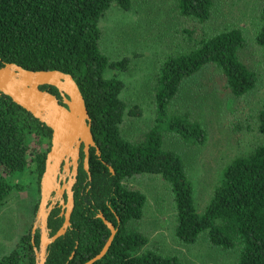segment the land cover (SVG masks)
Masks as SVG:
<instances>
[{"label":"trees","instance_id":"16d2710c","mask_svg":"<svg viewBox=\"0 0 264 264\" xmlns=\"http://www.w3.org/2000/svg\"><path fill=\"white\" fill-rule=\"evenodd\" d=\"M170 1L177 14L201 23L212 14L213 0ZM132 4L133 0H0V67L15 63L25 69L70 74L83 97L95 143L89 151L88 171L80 167L74 187L71 225L48 246L45 264H83L97 255L110 235L99 213L118 229L104 256L92 264H181L177 255L150 248L146 235L132 225L143 215L146 196L125 182L141 174L158 175L169 188L178 241L194 244L204 234L212 246L236 251V264H264V103L256 116V143L248 141L247 151L222 169L202 212L195 207L194 187L182 157L164 149L162 139L164 125L187 142L205 141V130L189 112L164 121L168 102L199 70L211 68L237 98L256 87V72L240 59L239 51L246 43L242 31L235 27L205 34L202 27L183 29L195 40H189L190 45L178 55H168L154 76L155 124L127 138L122 130L127 104L120 96L124 82L105 73L126 69L129 57L113 60L102 51L99 21L112 6L130 10ZM259 23L255 43L264 48V0ZM40 88L61 102L56 87ZM137 113L134 107L128 110V115ZM51 133L0 93V208L13 190L21 188L13 181L18 174H34L40 193ZM37 207L35 203L33 212ZM62 221L59 208H54L48 217L50 235ZM30 229L19 236L18 247L1 254L0 264H36L39 234L33 243Z\"/></svg>","mask_w":264,"mask_h":264},{"label":"rangeland","instance_id":"374dc122","mask_svg":"<svg viewBox=\"0 0 264 264\" xmlns=\"http://www.w3.org/2000/svg\"><path fill=\"white\" fill-rule=\"evenodd\" d=\"M260 8L261 0H213L211 16L201 23L177 14L170 0H133L130 10L112 6L99 21L102 51L113 60L129 57L126 69L105 73L107 78L118 77L124 82L120 96L127 104L122 123L127 138L155 124L154 76L168 55H178L195 40L182 33L183 29L202 27L208 34L235 27L242 31L246 43L239 55L256 72V87L242 98L231 96L219 75L213 76L214 71L205 67L183 82L166 107L168 116L164 121L189 112L198 118L206 133L202 144H193L162 125L166 130L162 132L163 148L182 157L199 212L209 201L222 169L247 151L248 141L254 144L258 138L256 116L264 103V48L255 43ZM131 107L139 113L128 115ZM34 179L31 173L13 178L21 188L13 190L0 208V257L18 247L19 236L33 226L38 208L33 212L34 206L40 199ZM125 183L146 196L143 215L132 225L146 235L150 248L177 255L181 264H236V251L212 246L204 234L194 244L174 237L170 190L158 175L141 174Z\"/></svg>","mask_w":264,"mask_h":264},{"label":"water","instance_id":"95a60500","mask_svg":"<svg viewBox=\"0 0 264 264\" xmlns=\"http://www.w3.org/2000/svg\"><path fill=\"white\" fill-rule=\"evenodd\" d=\"M43 85L56 87L62 97L61 102L51 92L41 89L40 86ZM0 93L9 96L52 130L45 169L40 178L39 204L31 227L33 243L36 232L39 233V245L37 248L34 247L36 264H45L48 246L65 234L71 225L70 215L74 207L71 186L75 180L69 176L68 182L60 185L58 181L60 164L63 160L66 162L67 173L68 165L72 164L71 175L75 176L79 148L83 143L84 168L88 171L89 145H95L90 131V117L73 77L59 70H30L15 63H6L0 67ZM64 189L67 193V202L61 201L66 208L64 221L61 227L50 235L48 217L51 208L48 206V200L53 191L56 196L61 197ZM98 216L109 228L110 235L102 250L83 264H92L104 256L116 233L114 225L102 213Z\"/></svg>","mask_w":264,"mask_h":264},{"label":"flooded vegetation","instance_id":"af4514ba","mask_svg":"<svg viewBox=\"0 0 264 264\" xmlns=\"http://www.w3.org/2000/svg\"><path fill=\"white\" fill-rule=\"evenodd\" d=\"M59 92V91H58ZM83 148H84V145H83V143H81L80 144V148H79V155H78V159H77V166H76V174H75V176H72L71 175V173H72V170H73V165L72 164H69L68 165V172L69 173H67V171H66V169H65V166H66V162L63 160L62 162H61V164H60V173H59V175H58V181H59V183H60V185L61 186H63L64 184H66L67 182H68V180H69V176H71V177H73L74 178V182H73V184H72V186H71V190H72V193H73V203H74V205H75V190H74V187H75V185H76V182H77V179H78V175H79V172H80V167H83L84 168V158H85V153H84V151H83ZM92 148V145H89V151H90V149ZM83 152L84 154H83V157L81 158L80 157V152ZM88 159H89V155H88ZM68 162L70 163L71 162V160L69 159L68 160ZM84 170H86L85 168H84ZM62 176H64L63 178H62ZM88 178H89V175H88ZM61 201H63L64 203H66L67 202V193H66V190L64 189V191L62 192V195H61V197H58V196H56V193H55V191H53L52 193H51V196H50V199L48 200V206L51 208V210H50V212L54 209V208H59V216L60 217H62V220L64 221V213H65V210H66V208L65 207H63V205H62V202ZM73 209H74V207H73ZM73 211V210H72ZM71 214H72V212H71ZM99 214H101V213H99ZM98 214V215H99ZM50 215V214H49ZM70 218H71V215H70ZM117 220H119V218L117 219ZM63 221H62V223H63ZM109 221V220H108ZM111 222V221H110ZM112 223V222H111ZM113 224V223H112ZM62 225V224H61ZM114 225V224H113ZM61 227V226H60ZM59 227V228H60ZM70 227V226H69ZM114 227H115V229H116V231H117V229H118V226L116 225H114ZM49 228V227H48ZM58 228V229H59ZM50 229V228H49ZM39 234V233H38Z\"/></svg>","mask_w":264,"mask_h":264}]
</instances>
